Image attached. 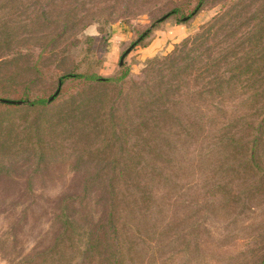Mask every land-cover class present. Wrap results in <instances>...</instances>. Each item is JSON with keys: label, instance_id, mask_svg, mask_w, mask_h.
I'll list each match as a JSON object with an SVG mask.
<instances>
[{"label": "rangeland", "instance_id": "obj_1", "mask_svg": "<svg viewBox=\"0 0 264 264\" xmlns=\"http://www.w3.org/2000/svg\"><path fill=\"white\" fill-rule=\"evenodd\" d=\"M194 2L0 0V59L15 55L23 62L39 54L42 65L60 71L87 55L84 64L90 70L114 77L120 72L123 51L142 31L170 9L178 7L185 13ZM176 25L183 33L173 28ZM206 28L204 39L188 54L192 70L199 68L194 80L178 76V86L188 87L187 94L194 89L202 92L198 97L203 102L171 93L177 115L171 119L174 131L147 123L145 134L131 138L137 150L130 161L134 169L164 174L171 159L176 173L180 169L186 173L168 185L160 182L155 202L133 206L123 217V229L112 233L104 247L82 250V230L86 229L89 243L99 232L93 230L92 216L82 222L78 193L83 174L99 168L89 151L97 143H103V154L111 159L108 172L131 170L128 134L104 137L94 129L96 116L105 117L114 129L129 128L123 111L127 105L121 101L119 106L120 95L97 91L86 107L82 105L88 98L74 92L71 107H22L2 117L0 264H264V115H255L264 110V0H206L185 24L166 16L151 30L145 46L156 35H167L165 43L148 55L136 44L121 63L128 69L127 83L141 84L150 60L176 52L184 40ZM234 65H239L237 72L231 70ZM167 83L175 85L171 74ZM29 87V99L48 91L44 79ZM217 91L228 100L219 104ZM109 105L119 107L113 111ZM212 106L220 109L221 121L215 124L212 118L206 125L203 117ZM193 119L202 126L210 124L204 128L205 139L194 142L182 135ZM257 121L261 136L249 146L250 152L221 146L231 125L243 132ZM213 136L219 140V150L210 145ZM247 139L252 136H243L240 142ZM62 213L75 220L73 233L64 234ZM56 234L62 242L54 250Z\"/></svg>", "mask_w": 264, "mask_h": 264}, {"label": "trees", "instance_id": "obj_2", "mask_svg": "<svg viewBox=\"0 0 264 264\" xmlns=\"http://www.w3.org/2000/svg\"><path fill=\"white\" fill-rule=\"evenodd\" d=\"M205 1L206 0H195L193 7L185 13L178 7L170 9L156 20V24H152L151 28H146L139 34V39L136 44L145 46V40L150 35L151 30L157 28L158 24L166 16L173 15L176 23H187L201 9ZM206 31L207 28L196 36L184 40L181 43V48H178L176 52L162 58L150 60V66L146 69L141 84H136L135 82L130 84L127 83L129 73L123 63L119 65L120 72L117 76L103 77L98 75L95 71L90 70L87 67L88 65L84 64L86 62L85 60L88 59L87 55H85L86 57L84 56L82 60L78 61L79 64L75 63L60 71H56L54 66L50 69V65L48 67L42 65L41 62L44 60L41 61V59H39V54L36 56V59H26L23 62L17 60L15 55L10 59H0V99L22 102L21 104L0 102V123L3 116L22 107L31 109L57 106L71 107L76 99L73 97L74 92L84 93L82 96H84L86 100L88 98V102L84 103L82 106L86 107L92 104L97 91L103 93L105 96H108L105 93L109 92L113 94L118 93L120 95L119 106L121 107V101L127 105L123 110H126L124 119L129 122V128L127 130H122L119 126L117 129H114L105 117H103V119L99 116L94 117L95 122L98 119L94 127L96 134H102L104 137L114 134L115 138L116 135L120 133L128 134L132 155L127 154V157L129 165H131V170L126 169L124 171V169L117 168L108 172L109 170L107 171L106 164L110 163L111 159L103 154V143H97L90 148L89 151L94 152L93 157L98 161L99 168L95 172L83 174L81 178L82 185L78 193V201L80 202L81 209L79 214L81 215L82 222L84 220L88 221L92 216L93 230H98L101 235L97 233L96 239H94L92 243H89V237L85 236L86 229H83L82 250L86 248L93 250L106 246L109 238L113 236L111 234L117 233L123 229V217L126 213L132 211L133 206L137 203L141 204L144 201L155 202L160 198V195H158L160 182H165L164 184L168 185V182L178 180L181 172L186 173V171L182 169H180L179 173H176L175 170L177 167L174 169L171 159L167 163V169L164 174L158 172L157 169L147 171L138 168L134 169L132 167L134 163L132 162L133 164H131L130 161L134 159L137 150L135 148L136 142H132L131 138L139 136L140 134H145L147 132V123L159 125L166 130L174 131L175 126L171 119L177 116L175 114L176 108L174 107L173 101L169 99V96L173 93H177L180 96L188 95L190 100H194L196 104H201L203 102L204 99H199L198 97L202 92H198L197 89H194L190 94H187L186 92L190 90L188 87H185L188 90H182L181 88L184 86H178V76H183L186 80H194V76L199 68L196 71L192 70L194 66L192 58L188 57V54L191 52L193 44L195 45L196 42L204 39L202 35ZM188 43L190 44L189 47L187 46ZM85 52L88 53V49H86ZM51 63L54 64L53 61ZM82 64L84 67L81 68L80 65ZM238 68L239 65H234L231 70L237 72ZM187 70L189 73H186ZM170 74L175 81V85L169 87L167 82ZM43 79L47 83V94L35 95L33 98L29 99L31 96L29 84L35 81L39 83ZM173 87H176L175 91L172 89ZM229 92L230 91H227L226 94ZM216 96V100L219 104L228 100V98L223 96L219 91L216 92ZM136 100H138L137 103H135ZM140 100L142 104H140ZM81 101L82 99H79L77 103ZM230 102L234 103L235 99H231ZM99 103H101V100H99ZM111 106L112 105H109L110 108ZM118 107L116 106L111 109L117 111ZM205 107H207V105ZM209 110V115L203 117L206 125L212 118L215 119V124L219 123L221 121L219 117L222 116L218 115L220 109L212 106ZM221 112L227 113L230 111L224 110ZM262 112L263 113H259L258 111L255 115L260 118L264 115V110H262ZM119 116L121 117V114H119ZM259 120L263 122V119ZM258 125V121L255 123L253 122L252 125H247L243 132L237 130L235 125H231V134H227V139L221 146L229 150L243 148L247 149V152H250L251 147L249 146H252L253 143H258L261 136V133L259 135L260 125L259 129H257V138L254 134V132H256L255 126ZM209 126H202V124H199L193 119L189 122L187 129H184L182 135H187L194 142L198 138L205 139V135L203 136V133H205L204 128ZM238 134H241L240 137H235V135ZM247 135L252 136L251 141L248 142V138L245 142H240V139ZM213 139L215 140L213 142L210 141V145H216L215 147L219 150V140L214 136ZM147 160L148 165L152 163L150 157H148ZM157 162H159L158 159ZM92 208L93 211L89 210ZM60 216L63 217L60 223H63V229L66 231L64 234H67V232L73 233L76 228L75 220L65 217L63 213ZM57 238V234L52 238L51 247L54 250L62 242L61 235L58 239ZM102 239L103 242H100ZM58 253H60V250H58ZM25 259L24 256L23 260Z\"/></svg>", "mask_w": 264, "mask_h": 264}, {"label": "crops", "instance_id": "obj_3", "mask_svg": "<svg viewBox=\"0 0 264 264\" xmlns=\"http://www.w3.org/2000/svg\"><path fill=\"white\" fill-rule=\"evenodd\" d=\"M173 28H175L178 32L183 33L182 28L180 26L176 25ZM167 38H168L167 35L166 36L156 35L153 39H151V41L146 46H144V48H142L143 50H145L143 51L145 52L144 55H148L157 48L161 47V45L165 43ZM111 48H114L113 44Z\"/></svg>", "mask_w": 264, "mask_h": 264}, {"label": "water", "instance_id": "obj_4", "mask_svg": "<svg viewBox=\"0 0 264 264\" xmlns=\"http://www.w3.org/2000/svg\"><path fill=\"white\" fill-rule=\"evenodd\" d=\"M139 38L135 39L122 53L121 57H120V60H119V65L121 63V59L124 55H126L130 49L136 44V42L138 41ZM0 102H3V103H13V104H20L22 103L21 101H13V100H6V99H0Z\"/></svg>", "mask_w": 264, "mask_h": 264}]
</instances>
